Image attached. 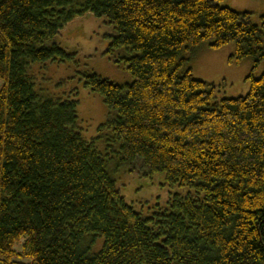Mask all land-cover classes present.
<instances>
[{
    "label": "trees",
    "instance_id": "16d2710c",
    "mask_svg": "<svg viewBox=\"0 0 264 264\" xmlns=\"http://www.w3.org/2000/svg\"><path fill=\"white\" fill-rule=\"evenodd\" d=\"M220 1L0 0V264H264V73L248 77L246 96L217 100L214 85L181 71L182 53L202 43L264 60V15L256 24ZM86 14L113 26L108 52L125 49L114 60L132 76L85 74L109 109L91 141L78 101L43 100L27 73L71 59L46 43ZM113 160L188 192L143 216Z\"/></svg>",
    "mask_w": 264,
    "mask_h": 264
},
{
    "label": "rangeland",
    "instance_id": "374dc122",
    "mask_svg": "<svg viewBox=\"0 0 264 264\" xmlns=\"http://www.w3.org/2000/svg\"><path fill=\"white\" fill-rule=\"evenodd\" d=\"M222 6L237 12L251 14V20L259 24L264 15V0H221ZM113 26L105 18L92 14L78 17L68 23L47 46L58 44L71 59L65 62L31 63L27 73L33 77L35 91L43 100L78 101V129L82 136L91 141L98 135L99 127L108 119L109 109L103 97L85 86V74L95 73L118 85L132 82L131 74L125 66L117 64L114 58L126 55L125 49L109 53ZM235 52L233 44L219 49H212L208 43H202L192 51L182 53L186 59L182 72L191 68L194 78L214 85L217 100L246 96L250 90L248 77L252 74L259 78L264 73V60L255 67L250 57L241 61L232 59ZM4 82L0 78V89ZM104 152L105 145L97 143ZM112 173L118 189L127 204L143 216H150L155 206L162 209L169 207L171 196L179 194L184 197L188 189L179 185L168 184L163 173L150 174L139 163L133 165L118 164L112 161ZM90 255L98 253L103 245V238H97ZM23 240L15 244V251L20 252ZM26 261L24 258H18Z\"/></svg>",
    "mask_w": 264,
    "mask_h": 264
}]
</instances>
